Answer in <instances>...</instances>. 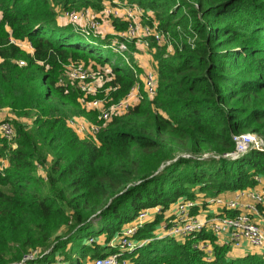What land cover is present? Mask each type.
I'll use <instances>...</instances> for the list:
<instances>
[{"label":"trees","instance_id":"trees-1","mask_svg":"<svg viewBox=\"0 0 264 264\" xmlns=\"http://www.w3.org/2000/svg\"><path fill=\"white\" fill-rule=\"evenodd\" d=\"M105 1L0 0V107L32 117L30 124L6 118L15 135L0 134V157L7 159L0 166V264L38 247L46 252L25 264H92L139 209L155 205L161 211L136 228L133 249L109 248L128 264H264V249L230 256L229 245L208 230L183 238L154 232L178 198L234 191L264 176L263 151L223 156L234 147L233 133L264 139V0H127L154 12L173 50L156 45V94L113 116L97 143L67 124L72 114L94 112L58 77L69 60L97 66L105 58L73 41L83 35L58 17L68 8L99 10ZM15 40L28 41L32 51ZM116 60L104 83L113 99L135 81ZM205 238L210 259L195 246Z\"/></svg>","mask_w":264,"mask_h":264},{"label":"built area","instance_id":"built-area-1","mask_svg":"<svg viewBox=\"0 0 264 264\" xmlns=\"http://www.w3.org/2000/svg\"><path fill=\"white\" fill-rule=\"evenodd\" d=\"M106 1L103 8L98 11L110 21L107 30L102 29L98 14H91L92 9L89 7L68 8L60 12L66 22L71 23L83 36L89 38L88 36L92 34L94 38L95 36L102 38V45L111 48L120 62L127 64L135 76L130 89L123 96L113 99L110 95L111 86H105L104 83L111 78L109 71L114 62L111 61L112 64L105 67L101 66L102 71L94 70L82 61L69 60L63 64L64 69L58 77V82L77 87L82 95L79 100L86 104L87 109L94 112V118L84 114H72L66 118V122L80 137H87L97 143L98 132L113 116L125 112L146 98H153L156 94L158 83L156 60L153 66L141 72L132 59V49L144 46L155 50L156 45H164L168 52L173 50L170 31L162 29L149 10L127 0ZM113 20L124 21V27L116 29ZM92 41L95 43V40ZM16 43L32 51V45L28 41L17 40ZM18 63L24 64V60L19 59ZM90 95L94 96L89 97ZM0 134L7 139L14 137L15 129L10 120H0ZM232 137L234 147L223 153L225 157L232 159L249 149L264 152V139L255 132L233 133ZM254 179L255 185L235 190L234 197L217 194L208 196L204 202L216 204L226 210L234 209L236 210L234 214L223 212L200 216L191 212V209L203 201L180 197L174 201L173 216L160 225L162 230L165 234L183 238L203 229L212 232L216 237L226 236L228 243L239 245L244 240L264 249V176L255 174ZM153 209L159 210L160 206L139 209L136 216L110 238L107 246L110 249L114 246L133 249L135 245L131 236L136 228L146 221ZM195 246L204 251L206 258H212L213 245L208 238L198 240ZM45 252L39 247L29 248L20 260L12 264H25ZM92 264H127V259L121 257L120 252L110 250L103 256L95 257Z\"/></svg>","mask_w":264,"mask_h":264},{"label":"crops","instance_id":"crops-1","mask_svg":"<svg viewBox=\"0 0 264 264\" xmlns=\"http://www.w3.org/2000/svg\"><path fill=\"white\" fill-rule=\"evenodd\" d=\"M58 21H59V23H64V22H66V19L59 15ZM153 51H154V49H152V50H151V48L147 49L144 46L132 49V52H131L132 59H133V61H135L137 63L141 72L150 68L151 66H153L154 61H155V59L152 55ZM2 110H4V109H2ZM0 111H1V109H0ZM6 112H7V110L4 111L3 113L0 112V114L4 115V113H6ZM3 117H1L0 119H2ZM6 118H9V117H6ZM0 161L2 162L3 165L7 164L6 158L0 157ZM40 173H42V171H40ZM263 182H264V180H263ZM220 195H222L224 197H234L236 195V191L235 190L234 191H226V192L221 193ZM207 197L208 196H204L202 193H198L195 199H197V201H203V202H202V204L198 203L197 205H195L191 209V212L198 214L200 216L204 215L206 213L207 214H217V213L225 212L228 214V211H229L228 209L227 210L223 209V208L219 207L218 205L212 204V203L205 204L204 202H205ZM160 211H161V209H159V210L153 209V211H151L150 216L146 220L153 219L155 217L156 213H159ZM173 211H174V202L170 203L169 206L165 210H163L162 217L158 221L157 227L154 229V232L156 233L157 236L165 235V233H164L165 231L162 230L160 225L163 222H165V220H167L173 216ZM103 240H104V235H99L97 237V241L99 242V244L105 246V244L103 243ZM216 242L220 243V244L229 245V249H228L227 254L230 256L242 255L248 251H261L262 250L261 248L253 246L244 240L239 245L228 243L227 237L224 235L217 236ZM102 251L107 252V251H110V249L107 247H104L102 249ZM55 256H57V254ZM128 263H129V260L127 259V264ZM33 264H35V263H33ZM48 264H61V263L57 260H54Z\"/></svg>","mask_w":264,"mask_h":264},{"label":"rangeland","instance_id":"rangeland-1","mask_svg":"<svg viewBox=\"0 0 264 264\" xmlns=\"http://www.w3.org/2000/svg\"><path fill=\"white\" fill-rule=\"evenodd\" d=\"M106 2H108V0L106 1ZM90 9H92V11H90V13L91 14H98V16H97V18L100 20V22H101V26H102V29H104V30H107L108 28V25H109V20H106V18H105V16L102 14V13H100V11H98V10H96V9H94V8H91V7H89ZM102 8H103V6H102ZM101 8V9H102ZM79 9V8H78ZM152 13H153V17L156 19V20H158L156 17H155V15H154V12L152 11ZM116 29H119V28H116ZM93 33V32H92ZM92 34H90L88 37H89V39H91V40H94V39H92ZM95 38H96V36H95ZM72 39H73V41H81L84 45H87V46H89V47H91V48H96L97 49V51H98V53L102 56V58H105L104 60V64L103 65H101L100 63H97V66H96V64L94 65V66H91L92 67V69L94 68V70L95 69H99V70H101L102 71V68H100V65L102 66V67H105V66H107V65H111L112 64V62H116V61H118V60H116V53L111 49V48H109V47H105V46H103L102 44H103V40H102V42L101 43H99V44H96V42L95 43H93V42H91L89 39H87V38H85V37H83V36H81V35H79V34H74L73 35V37H72ZM112 61V62H111ZM112 66V65H111ZM104 69V68H103ZM84 107H85V109L88 111V112H91V110H89V109H87L86 108V104L85 103H83L82 104ZM0 109H1V111L0 112H4V111H6L7 110V112L6 113H4V115H1L0 114V118L1 117H3L2 119H0V120H3V119H6V117H9L10 119H16V120H18L19 122H22V123H25V124H30L31 123V120H32V117L31 116H27V115H18V114H16L12 109H10L9 107H0ZM2 109H4V110H2ZM0 164H2V162L0 161ZM39 171H42L41 170V168H39Z\"/></svg>","mask_w":264,"mask_h":264}]
</instances>
